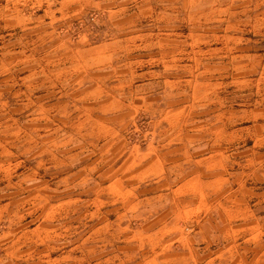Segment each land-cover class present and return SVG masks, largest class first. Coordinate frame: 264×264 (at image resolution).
<instances>
[{"label": "rangeland", "instance_id": "obj_1", "mask_svg": "<svg viewBox=\"0 0 264 264\" xmlns=\"http://www.w3.org/2000/svg\"><path fill=\"white\" fill-rule=\"evenodd\" d=\"M100 43H110L102 67L77 52ZM99 74L102 90L132 106L117 128L125 148L146 146L166 124L162 110L179 99L187 100L188 133L199 132L198 119L210 138L214 111L264 110V0H0V264H135L145 256L147 244L122 241L127 220L102 228L113 215L88 205L109 179L110 154L91 118L100 99L80 96ZM257 132L234 137L264 151ZM65 201L59 213L48 210ZM253 208L264 215V201ZM219 237L214 248L226 243ZM246 245L264 252V239ZM254 260L264 264V254Z\"/></svg>", "mask_w": 264, "mask_h": 264}, {"label": "crops", "instance_id": "obj_2", "mask_svg": "<svg viewBox=\"0 0 264 264\" xmlns=\"http://www.w3.org/2000/svg\"><path fill=\"white\" fill-rule=\"evenodd\" d=\"M102 46L110 47V43L77 52L92 54L102 67ZM100 80V74L88 77V87L80 96L84 101L100 99L92 109L102 115L91 118L101 130L99 140H105L102 153L110 154L102 173L109 179L94 190L88 204L113 215V220L105 218L102 228H123L127 220L125 230L131 232L122 241L147 244L145 256L135 264H255L254 257L264 252L246 244H260L264 239V215L258 216L253 208L264 201L263 190H259L264 182V151L256 143L250 149L247 137L240 142L234 135L257 129L255 142L264 140V110L246 108L240 114L216 110L212 115L215 121L208 122L212 136L204 139V122L196 119L194 130L199 132L195 136L188 133L184 121L187 100H174L159 115L166 124L155 130L146 146L125 148L117 138V128L122 123L119 118L132 106L124 104L122 93L112 96L102 90ZM102 96L109 98L102 101ZM82 110L91 107L84 103ZM234 119H239L240 127H235ZM68 202L51 205L48 210L59 213ZM219 232L226 243L214 248Z\"/></svg>", "mask_w": 264, "mask_h": 264}]
</instances>
